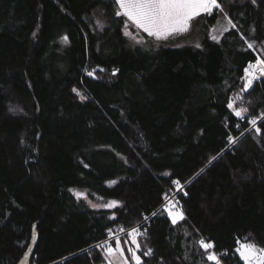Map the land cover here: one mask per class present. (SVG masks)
<instances>
[{"label":"trees","instance_id":"1","mask_svg":"<svg viewBox=\"0 0 264 264\" xmlns=\"http://www.w3.org/2000/svg\"><path fill=\"white\" fill-rule=\"evenodd\" d=\"M218 3L220 42L147 49L115 0H0V264H105L106 231L147 217L142 264H213L203 239L220 264H245L238 241L264 249V78L243 90L264 0Z\"/></svg>","mask_w":264,"mask_h":264},{"label":"snow or ice","instance_id":"2","mask_svg":"<svg viewBox=\"0 0 264 264\" xmlns=\"http://www.w3.org/2000/svg\"><path fill=\"white\" fill-rule=\"evenodd\" d=\"M116 5H118V10L116 11L117 16H124L128 21L138 30H143L149 36H153L156 39H167L172 34L184 33L190 28V21L201 15L202 13L211 14L213 9H218L221 12L223 11L221 4L218 3V0H115ZM255 3V0H253ZM231 24V20H229ZM234 28L235 25L232 24ZM128 24H125V35H128L130 38L135 39L132 36V33L128 30ZM228 29H223L227 31ZM216 29H213L215 32ZM67 42L68 37L63 38ZM212 39L218 41V37L213 35ZM199 47V45H197ZM248 47L251 48L253 45L248 44ZM246 83L243 90H247L253 84L254 79H259L260 76H264V60H258L255 65L250 64L247 68L244 69ZM259 73V75H257ZM88 75H93L92 72H89ZM75 91V90H74ZM79 95V93H78ZM81 99H85L81 95ZM235 97L233 98V101ZM228 108L231 109L234 115L240 119H244V114L247 113L248 109L243 107H237L234 102L228 103ZM264 116V114H262ZM249 123L253 126V129L260 134L261 129L257 126L258 119L252 118L249 120ZM239 125H237L238 127ZM228 140L230 143L235 144L236 140L229 135ZM212 159H215L213 157ZM111 184L116 183V181H111ZM175 185L177 189L181 187L180 181L175 180ZM186 194V193H185ZM74 195L77 198L83 196L82 193L74 192ZM87 199V197H84ZM164 208L168 211L169 216L172 218V223L176 224L178 220L183 219L182 211L177 208L174 212L172 209L177 206V202H173L167 193L164 194ZM91 207H106L114 208L118 206L117 201H111L104 205H96L91 201H88ZM155 215V213H153ZM121 232H124L125 229L121 228ZM128 235L132 238V243L136 245V250L129 248L128 251L131 253L132 258L135 260L136 264H142L141 257L136 254V251L140 250L141 245L137 241V237L142 235L139 232V229L134 227L128 232ZM117 249H120L121 254H123V249L120 248L121 240L119 237H113ZM127 243V241H125ZM239 247L236 248V252L239 253L242 260L245 264H264V249H257L256 246L248 241L240 242ZM199 244L206 254V259L213 262V264H220V258L215 253V251H210L214 249V244L212 242H205L200 240ZM115 249L109 244L107 246L108 254L114 253ZM152 250L148 249L144 252V255H151Z\"/></svg>","mask_w":264,"mask_h":264},{"label":"rangeland","instance_id":"3","mask_svg":"<svg viewBox=\"0 0 264 264\" xmlns=\"http://www.w3.org/2000/svg\"><path fill=\"white\" fill-rule=\"evenodd\" d=\"M215 13L218 15L217 20H215L214 18L207 19V18L201 17L204 15H214ZM126 24H128L127 30L132 33L133 37H135V39H133V38H130L128 35H126L130 43H132L133 45L140 46L142 48H147V49H155L161 46L174 47V48H182L185 46L197 47V45H199L198 48H200L203 46V42L205 38H209L210 40L215 41V42H220L221 39L224 37V35L230 30V23H229L228 18H225L224 9L222 12L218 9H213L211 14L202 13L201 15L197 16L196 18L190 21V28L188 31L184 33L172 34L167 39H156L153 36H149L147 33L143 32L142 29L141 30L136 29L131 24V22L127 20V18H126ZM225 28L228 30L223 31V29ZM213 29H216V31L213 32ZM213 35L219 38L218 41L212 39ZM260 52H264V48H261ZM260 52L255 51L258 57V60H263ZM257 61L252 63V65H255ZM257 75H259V73H257ZM261 78H264V76H260L259 79H254L252 86L254 85L256 81L260 80ZM83 195H85V193H83ZM93 204H96L98 206L104 205L102 203L97 204L94 202ZM174 208L172 209L173 211H174ZM125 241H127V239L121 240V245H120V248L123 249V254H121L120 249L116 248V245H111L115 249L114 253H112L111 255L108 254L106 250L107 261L105 264H130V263L136 264L135 260L132 258L131 253L128 251L129 248L136 250V245L132 243V238L129 241H127V243H125ZM239 246L240 244L238 245V247ZM256 248L261 249L258 246H256ZM136 254L140 256L139 250L136 251Z\"/></svg>","mask_w":264,"mask_h":264},{"label":"built area","instance_id":"4","mask_svg":"<svg viewBox=\"0 0 264 264\" xmlns=\"http://www.w3.org/2000/svg\"><path fill=\"white\" fill-rule=\"evenodd\" d=\"M184 186L180 187L179 189H177V186L175 185V183H173V187L170 188L167 193H168V196L169 198L173 201V202H177V195L182 192L184 190ZM166 203V202H165ZM164 207V205H163ZM177 208H179L180 211H182L183 213V208H182V205L180 203L177 204V206L174 208V212L177 210ZM150 219V217H147L142 223H140L139 225L135 226L136 228L139 229V232L144 234L145 230L144 229V226L147 224L146 222ZM134 228V227H133ZM132 229V228H131ZM131 229L129 230H126L124 232H121L120 230L116 231L115 230H107L106 231V234L108 235V238L106 239L105 243L107 242H110L113 237H121V236H126L128 235V232L131 231ZM140 236V235H139ZM205 242H210L206 239H203ZM213 243V242H212Z\"/></svg>","mask_w":264,"mask_h":264},{"label":"water","instance_id":"5","mask_svg":"<svg viewBox=\"0 0 264 264\" xmlns=\"http://www.w3.org/2000/svg\"><path fill=\"white\" fill-rule=\"evenodd\" d=\"M259 81V80H258Z\"/></svg>","mask_w":264,"mask_h":264}]
</instances>
